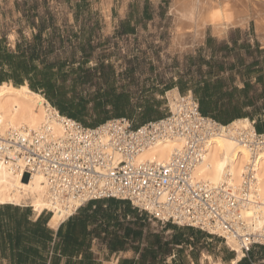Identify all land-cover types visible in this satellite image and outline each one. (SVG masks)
<instances>
[{
    "label": "built area",
    "instance_id": "1",
    "mask_svg": "<svg viewBox=\"0 0 264 264\" xmlns=\"http://www.w3.org/2000/svg\"><path fill=\"white\" fill-rule=\"evenodd\" d=\"M223 127L203 116L197 101L186 94L165 117L137 128H131L126 118L110 119L94 128L64 118L59 137L47 125L39 133L10 128L0 134V160L18 164L22 181L33 173L43 174L52 192L78 203L70 215L90 201H126L162 225L232 239L246 258L252 248L264 247V226L256 230L242 216L255 184L251 165L238 188L226 181L209 185L193 173ZM235 138L249 150L252 162L264 153V133L242 132ZM172 140L183 145L165 163L137 161L157 142Z\"/></svg>",
    "mask_w": 264,
    "mask_h": 264
},
{
    "label": "trees",
    "instance_id": "2",
    "mask_svg": "<svg viewBox=\"0 0 264 264\" xmlns=\"http://www.w3.org/2000/svg\"><path fill=\"white\" fill-rule=\"evenodd\" d=\"M75 6L76 17L81 9L88 7L83 0ZM122 28V35L134 33V27L128 31ZM94 31L95 25L83 24L78 31L64 29L61 32L53 26L52 19L49 18L47 24L43 21L36 27V33L30 41L18 43L14 51L8 50L3 45V40H0V84L11 83L14 87H20L26 83L32 92L42 95L60 116L87 128H94L116 118H126L131 128H137L165 117L167 113L160 110L161 102L156 99V95L163 96L164 92L172 88L170 84L160 88L163 81L152 79L149 86L144 81L139 86L133 76L135 70L126 69L122 77L128 83L119 85V75H116L111 65L100 63L95 67H88L93 50ZM210 41L207 42L208 46H211ZM237 49L250 50L246 45H237L236 42L231 47H212L211 60L219 52L229 53ZM254 50L258 51L257 45ZM76 54L79 55V60L75 58ZM248 65L259 66L258 62ZM255 74L256 84H261L262 75ZM174 85L179 87L181 93L185 91L183 78L171 83V86ZM93 86L95 90L91 91ZM131 86L135 88L131 89ZM248 86L246 84L242 91ZM193 94L199 101H203L220 96L223 92L219 85L200 87L196 84ZM255 130L257 133H264V120L256 123ZM91 202L99 203L90 201L87 204ZM108 202L122 205V220L127 223L126 227H122V244L112 241L110 251L113 253L131 250L138 256L130 260L123 259L119 264H164L163 259L171 255L173 248L187 245L189 239L200 233L192 228L176 227L167 223L164 224L165 231H171L172 234L169 239H164L160 233L144 232L143 224L147 218L145 213L131 207L126 201L110 199ZM49 216L50 214L47 217ZM200 235L204 236L203 233ZM135 242L136 246L133 245Z\"/></svg>",
    "mask_w": 264,
    "mask_h": 264
},
{
    "label": "rangeland",
    "instance_id": "3",
    "mask_svg": "<svg viewBox=\"0 0 264 264\" xmlns=\"http://www.w3.org/2000/svg\"><path fill=\"white\" fill-rule=\"evenodd\" d=\"M80 1L0 0V40L8 50L14 51L18 43L30 41L36 27L43 21L47 24L49 18L61 32L64 29L78 31L83 24L95 25L88 67L100 63L111 65L119 75V85L128 83L122 77L126 69L135 70L133 76L139 86L143 81L149 86L152 79H169L176 72L175 67L181 70L182 50L174 47L177 32L172 10L175 0H83L88 7L81 9L76 17L75 4ZM122 27L124 31L134 27V33L122 35ZM206 30L211 34L210 28ZM221 37L230 45L236 42L250 48L249 51L237 49L222 53L226 64L240 66L258 62L264 69V44L256 34L253 20L243 29H228ZM255 45L258 51L254 50ZM75 58L79 60V55ZM250 82L253 83V79ZM90 90L94 91L95 86ZM250 96H253L259 113L264 114V89L257 86L251 89ZM143 225L144 232L160 233L164 239H169L172 234L165 231V225L151 220L148 215ZM200 233L189 239L187 245L173 248L171 255L163 259L164 264H210L205 258L207 254L213 260L227 264L234 252L223 240Z\"/></svg>",
    "mask_w": 264,
    "mask_h": 264
},
{
    "label": "bare ground",
    "instance_id": "4",
    "mask_svg": "<svg viewBox=\"0 0 264 264\" xmlns=\"http://www.w3.org/2000/svg\"><path fill=\"white\" fill-rule=\"evenodd\" d=\"M172 14L177 32L174 43L180 48L184 47V40L189 35L200 39L204 31L210 28L214 36L220 37L228 29L245 28L250 20H253L256 34L264 44V0H175ZM179 98L175 91L169 94L168 107L171 110ZM64 118L42 95L32 92L26 83L20 87H14L11 83L0 84L1 135L10 128L39 133L42 126L47 125L52 135L59 137L62 135ZM242 132L254 133L252 123L241 120L223 127L221 134L207 147L203 161L194 168L193 173L196 180L209 185L226 181L229 186L238 188L243 174L251 165L255 184L252 198L243 209L242 216L258 230L264 226V153L252 162L249 150L235 138L236 134ZM182 145L178 140L157 142L140 153L137 161L165 163ZM18 167V164L0 160V205L28 206L35 217L47 211L51 213L48 226L56 229L78 203L52 192L47 178L41 173H33L27 181H22V170ZM226 175H229L227 180ZM223 241L235 253L228 264H237L243 257L238 244L229 238ZM205 258L210 264H223L208 254Z\"/></svg>",
    "mask_w": 264,
    "mask_h": 264
},
{
    "label": "crops",
    "instance_id": "5",
    "mask_svg": "<svg viewBox=\"0 0 264 264\" xmlns=\"http://www.w3.org/2000/svg\"><path fill=\"white\" fill-rule=\"evenodd\" d=\"M206 31L200 39L187 36L183 48L174 43L176 50H182L183 63L181 70L175 67L174 75L163 80L160 86L170 84L172 87L163 96L156 95L161 102L160 110L168 113V96L174 91L178 96L189 94L197 101L203 116L223 126L247 120L256 131L255 125L264 120V114L259 113L250 93L257 86L264 89V69L261 66L226 64L221 52L211 60L212 47L232 45L221 36ZM208 40H211V46H208ZM214 63L219 65H212ZM255 73L262 75L261 84H256ZM180 77L184 83L183 93L177 85L171 86ZM252 79L253 83L250 82ZM196 84L200 87L219 85L223 94L199 101L193 94ZM246 84L249 86L242 91ZM50 218L51 213L46 211L35 217L28 206L0 205V264H119L123 259L133 258L131 250L110 251L112 241L122 244V227L127 226L122 220V205L110 204L108 200L85 204L67 216L56 229L48 226ZM132 226L136 230V226ZM237 264H264V247L252 248Z\"/></svg>",
    "mask_w": 264,
    "mask_h": 264
}]
</instances>
